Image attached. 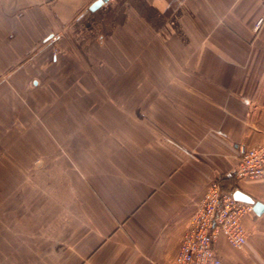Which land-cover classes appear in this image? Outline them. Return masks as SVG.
Here are the masks:
<instances>
[{
  "label": "crops",
  "instance_id": "1",
  "mask_svg": "<svg viewBox=\"0 0 264 264\" xmlns=\"http://www.w3.org/2000/svg\"><path fill=\"white\" fill-rule=\"evenodd\" d=\"M94 1L19 0L0 48L1 264H173L212 180L264 203L233 175L264 139V0ZM243 223L216 251L264 264Z\"/></svg>",
  "mask_w": 264,
  "mask_h": 264
},
{
  "label": "built area",
  "instance_id": "2",
  "mask_svg": "<svg viewBox=\"0 0 264 264\" xmlns=\"http://www.w3.org/2000/svg\"><path fill=\"white\" fill-rule=\"evenodd\" d=\"M262 24L264 13L255 27ZM233 175L236 180L256 179L264 175V139L255 145H238V163ZM235 190L225 188L219 179L210 182L182 235L173 264H223L214 246L220 235L233 247L243 248L247 240L243 218L254 213V206L237 200Z\"/></svg>",
  "mask_w": 264,
  "mask_h": 264
},
{
  "label": "rangeland",
  "instance_id": "3",
  "mask_svg": "<svg viewBox=\"0 0 264 264\" xmlns=\"http://www.w3.org/2000/svg\"><path fill=\"white\" fill-rule=\"evenodd\" d=\"M35 1L38 3H39V1L41 3H45L44 2L45 0H35ZM23 2H26V0H23ZM24 10H25V8L23 7L22 3H19V0H0V11L3 13L2 15L0 13V16H2V17H0V31H1L0 32V43H1L0 48L3 46L2 45L3 43H5V42L8 43L7 40L9 39V36L7 33L10 32L9 31V28L11 26L10 22L13 19H16V17H18L19 15H21V13L23 14ZM1 27H3L2 30H1ZM57 33H59V32H57ZM57 33H55L54 36L58 37L60 33L59 34H57ZM61 34H63V40L65 42L64 44H69L71 42V40H70V36L68 35L67 31L65 30L64 32H61ZM52 39L55 41L57 38L54 39L52 37ZM40 46H41V44H40ZM2 53H3V55H1ZM2 53H0V58H5V56L8 57V55H9V53L7 51L6 52L3 51ZM31 53L34 54L36 52L31 51ZM25 55H27V57H29L28 55H30V53L26 54V52H25ZM8 59H6V60H8ZM98 69H99V72L102 73L101 68H98ZM9 70H11V68H7V66L6 67L5 66L0 67V77H4L6 74H8ZM24 213L27 214L30 212L28 210H26V212H24V211L18 209V210H15L14 214L11 217H14V219H16L17 217L20 218L23 216ZM6 218H7V212H1L0 211V220H3V219L6 220ZM2 264H5V260L2 262Z\"/></svg>",
  "mask_w": 264,
  "mask_h": 264
},
{
  "label": "water",
  "instance_id": "4",
  "mask_svg": "<svg viewBox=\"0 0 264 264\" xmlns=\"http://www.w3.org/2000/svg\"><path fill=\"white\" fill-rule=\"evenodd\" d=\"M108 0H95L94 2H92L89 6V9L94 11L97 8H99L100 6H102L105 2H107ZM54 36V33H51L47 38L50 39ZM234 197L237 200L240 201H244V202H248V203H252L254 206V212L256 214H261L264 212V203H262L261 201H256L254 200V198H252L250 195L246 194L245 192L241 191V190H235L234 192Z\"/></svg>",
  "mask_w": 264,
  "mask_h": 264
}]
</instances>
